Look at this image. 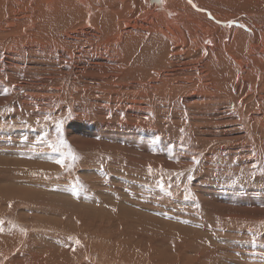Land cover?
<instances>
[{
	"label": "rangeland",
	"instance_id": "374dc122",
	"mask_svg": "<svg viewBox=\"0 0 264 264\" xmlns=\"http://www.w3.org/2000/svg\"><path fill=\"white\" fill-rule=\"evenodd\" d=\"M70 1L0 0V264H264V80ZM143 27L171 63H132Z\"/></svg>",
	"mask_w": 264,
	"mask_h": 264
},
{
	"label": "bare ground",
	"instance_id": "6f19581e",
	"mask_svg": "<svg viewBox=\"0 0 264 264\" xmlns=\"http://www.w3.org/2000/svg\"><path fill=\"white\" fill-rule=\"evenodd\" d=\"M43 1H45V3H50L51 4L52 0H43ZM87 1L91 4L92 11L95 10L93 5H92V0H71L70 2H71V4L72 3H74V4L75 3H82L83 5H85L87 3ZM117 1H119V0H117ZM123 1L125 2L126 5L129 4L131 6V5H133L135 3L136 0H123ZM166 1L169 2V3L172 2L173 4L177 5L178 8H180L181 10L180 11L177 10L178 12H175V11H173L172 8H171L172 10L171 9H166L169 12H171L172 15L167 16L166 13L164 11H162L164 13V15L167 17V18H165L164 15L162 14V12H160L156 8H153L155 10V12L156 11L160 12V13H158L159 15L156 14L154 12V10L153 11L151 10V12L147 10V11H145L142 19H144L147 16H149V18H151L154 15L155 16L158 15L159 18L160 17L162 18V15H163V17L165 19H167L166 20L167 23L163 19L164 22H165V28H167L170 31L169 34L174 33V34L178 35V37H180L179 38L180 40L177 38L179 40V43H180L181 39H183V38L185 39L183 41H187V39H190V38H186V36H188V37L190 36V37H193V38H199L201 40V45L203 47V51H205V53H206V54H204L205 57L203 56L204 58L202 59L203 60V64L208 65L209 62H211L210 59H209V62H208V58L210 56L209 57L206 56V55H208L211 52L212 53V57L211 58H213V62L218 65L219 64L218 61L221 60V62H224L226 64V66L227 65L229 66V71L231 70V65L228 64L227 60L233 61V64L235 63L237 65L238 71L240 70L241 72H245V71H248V70H253L254 73H255V80H256V84H257V85L255 84V87H257V88L260 87L261 83L264 80V49L261 51V47H260L261 44H262V47L264 48V0H166ZM101 3L102 2H100V4ZM103 3L110 4V6H111L110 13L115 14V15L117 14L118 6L116 4H113L111 2V0H103ZM148 3H149V0H148ZM152 4H156V2H152ZM66 6H68L67 2H66ZM82 7L83 6H81V8ZM154 7H155V5H154ZM136 8H138V7L137 6H133L132 7V13H137L136 12ZM46 9H48V8L46 7ZM51 9H52V7H51ZM86 12L90 14L91 10L87 7L86 8ZM94 12H96V11H94ZM182 14L185 15L184 19L181 18ZM93 18L94 17L92 15L89 17V19H93ZM85 19H86V17H85ZM155 19H157V18H155ZM151 20L154 21L153 17H152ZM147 21L151 22L150 20H147ZM164 22H162V23H164ZM142 24L143 23H141V25ZM146 28L147 27H145V28L143 27L142 29L140 28L141 30H136V29L132 30L131 29L132 31L129 30V32H127V33L124 32L126 34V36H131V35L136 34L134 36L133 40L130 43L131 45H132L133 42H135L137 40H139L141 42V47L139 49L140 53L137 56L135 55L136 57H133L132 63L133 64H137L138 62H140V63H142L145 66L146 63L150 64L149 61H151V62H153V65L155 67L157 66V68H161V67L166 66L167 64L171 63V59L168 60V58H171V56L169 57L170 53H169L168 50L165 52V49H164L163 45H158L157 44V40H154V39H153L154 41H152V42L148 41L150 35H153L154 37L157 36L156 38H158V37H160L159 35H161V32L150 31V29L147 30ZM156 28H155V30H156ZM161 28L162 27H160V30H161ZM196 29H199L202 32L203 35L200 36V34L196 31ZM162 31H164V29H162ZM119 32H121V31H119ZM211 33L213 35H214V33H215V35H216V33H218L217 34V36L219 35L218 44H216L215 40L211 37L212 36ZM118 34H120V33H118ZM122 34H121V36H122ZM123 36H124V34H123ZM117 38H118V36H117ZM183 41H181V42H183ZM163 42H165V41H163ZM190 44L191 43L187 44V42L185 44L188 47L185 51H187L188 53H190V51H192L189 48ZM135 46H137V47H133V48L135 49L134 53L136 54V50L138 49V47L140 45L136 44ZM219 46H220V48H219ZM231 48H233L235 50H236V48H239L240 52L244 56V58H240L239 56H235L234 58L231 57V58H233V60H232L230 57H227L228 55L231 54V53H228V51H231ZM162 49H164V53H167V54H165L163 56L167 60L166 62L165 61L163 62L162 58H160V55L162 54V51H163ZM216 51L219 52L218 56L215 55ZM132 52H133V50H132ZM154 54L156 56H154ZM130 56L132 57V55H130ZM201 58H202V56H201ZM251 60L254 63L253 65L251 64L252 62H250ZM242 61L250 62L251 66L240 65V63H242ZM129 67H131V66L129 65ZM155 67L154 68L151 67V69H155ZM139 68H138V70H139ZM227 70H228V68H227ZM143 71H145V70H143ZM150 71L152 72V70H149V71L146 72V75L149 76L150 75ZM236 72H237V70H236ZM158 73L159 72H157V74ZM227 77H229V76H227ZM230 80H231L230 82L234 86L236 80L234 78H232V76H231ZM144 84H146V83H144ZM55 260H57V259H55ZM161 262L162 261H160V263Z\"/></svg>",
	"mask_w": 264,
	"mask_h": 264
},
{
	"label": "water",
	"instance_id": "95a60500",
	"mask_svg": "<svg viewBox=\"0 0 264 264\" xmlns=\"http://www.w3.org/2000/svg\"><path fill=\"white\" fill-rule=\"evenodd\" d=\"M158 1V2H157ZM149 0V3H152V2H156V4H157V10H159V11H164L165 13H166V15L167 16H169V15H172L171 14V12H169L168 10H166V9H164L163 7H162V5L160 4V1L159 0Z\"/></svg>",
	"mask_w": 264,
	"mask_h": 264
},
{
	"label": "snow or ice",
	"instance_id": "6c2138e0",
	"mask_svg": "<svg viewBox=\"0 0 264 264\" xmlns=\"http://www.w3.org/2000/svg\"><path fill=\"white\" fill-rule=\"evenodd\" d=\"M57 163H61L60 161H57Z\"/></svg>",
	"mask_w": 264,
	"mask_h": 264
}]
</instances>
